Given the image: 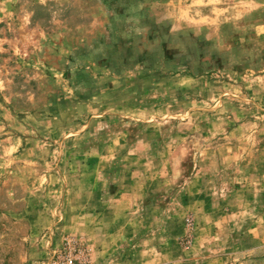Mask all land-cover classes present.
Wrapping results in <instances>:
<instances>
[{
    "label": "rangeland",
    "instance_id": "374dc122",
    "mask_svg": "<svg viewBox=\"0 0 264 264\" xmlns=\"http://www.w3.org/2000/svg\"><path fill=\"white\" fill-rule=\"evenodd\" d=\"M247 226L264 0H0V264H258Z\"/></svg>",
    "mask_w": 264,
    "mask_h": 264
},
{
    "label": "crops",
    "instance_id": "0c3cea01",
    "mask_svg": "<svg viewBox=\"0 0 264 264\" xmlns=\"http://www.w3.org/2000/svg\"><path fill=\"white\" fill-rule=\"evenodd\" d=\"M256 215V214H255ZM247 215H245L246 217ZM251 216V215H250ZM105 231L103 234H105L106 236L104 237L105 241L103 243H105L106 245L104 247H102V249L100 251H98L101 255V258H103V256H107L108 253H110V251L113 250V248L117 247V245L119 244V240H123L124 237L128 236L129 235V230L126 228V229H123L121 228L120 230H117V231H112V230H108L107 228H104ZM242 241L240 243V246L236 247L238 248V250L240 251H248L249 250V253H250V250L252 249L251 247L253 246H261V245H264V242H262L261 240L258 241V238L254 237L251 233V227H250V231H249V227H245V230L243 231L242 233ZM120 236V237H118ZM260 263L258 264H264V258H262V256L260 257L259 259ZM250 262V261H249ZM249 262H247V264H249ZM251 264V262H250ZM252 264H257L256 262L255 263H252Z\"/></svg>",
    "mask_w": 264,
    "mask_h": 264
},
{
    "label": "built area",
    "instance_id": "2783aa9c",
    "mask_svg": "<svg viewBox=\"0 0 264 264\" xmlns=\"http://www.w3.org/2000/svg\"><path fill=\"white\" fill-rule=\"evenodd\" d=\"M57 259L59 260V264H81L79 260L77 262L71 255L59 256Z\"/></svg>",
    "mask_w": 264,
    "mask_h": 264
}]
</instances>
